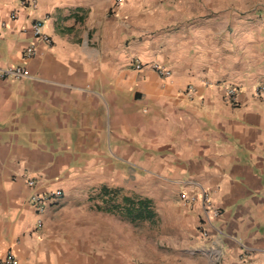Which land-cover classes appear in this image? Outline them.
I'll use <instances>...</instances> for the list:
<instances>
[{"label":"crops","instance_id":"0c3cea01","mask_svg":"<svg viewBox=\"0 0 264 264\" xmlns=\"http://www.w3.org/2000/svg\"><path fill=\"white\" fill-rule=\"evenodd\" d=\"M0 67V258L264 264V0H0Z\"/></svg>","mask_w":264,"mask_h":264},{"label":"built area","instance_id":"2783aa9c","mask_svg":"<svg viewBox=\"0 0 264 264\" xmlns=\"http://www.w3.org/2000/svg\"><path fill=\"white\" fill-rule=\"evenodd\" d=\"M123 0H114L115 4L117 6L121 5ZM31 32L32 35L34 36V38L38 41H41L43 43L49 44L50 43V37L49 35L45 32L44 30V25L42 22L40 21H35L32 26H31ZM26 55L28 58H32L36 55V52L34 50V48L31 46L27 49ZM155 69L158 71V73L167 78L170 76V72L163 69V68H159V67H155ZM16 78V79H20V78H25V77H29L28 72L21 67H16V68H1L0 67V82L8 79V78ZM256 93H260L262 91H264L263 87H258L255 89ZM235 92L230 89L227 91V98L228 100L232 101L235 100ZM30 185H32L33 183H29ZM60 192H56L53 194V196H59ZM32 200L35 202L40 203L41 201H44L45 198H40L38 196H33ZM181 200L184 202V206L186 205H190L194 202V199H190L187 198L185 196H182ZM201 205L203 210L205 211L206 214H210L211 217L210 218H218L219 212L217 209L213 208L209 198L206 195L202 196V200H201ZM41 210V209H40ZM0 264H19L18 259L16 258V256L11 252L8 251L2 258H0Z\"/></svg>","mask_w":264,"mask_h":264},{"label":"trees","instance_id":"16d2710c","mask_svg":"<svg viewBox=\"0 0 264 264\" xmlns=\"http://www.w3.org/2000/svg\"><path fill=\"white\" fill-rule=\"evenodd\" d=\"M96 198L100 200L97 211L119 215L132 224L148 221L153 215L146 200L124 196L117 190L102 188Z\"/></svg>","mask_w":264,"mask_h":264},{"label":"rangeland","instance_id":"374dc122","mask_svg":"<svg viewBox=\"0 0 264 264\" xmlns=\"http://www.w3.org/2000/svg\"><path fill=\"white\" fill-rule=\"evenodd\" d=\"M95 196H97V193L94 195V197ZM135 227H138L142 231V233H145V232L147 233V230L145 229L146 228L145 225H138V226H135ZM146 260L147 261H151L152 260V258H151L149 253H146Z\"/></svg>","mask_w":264,"mask_h":264}]
</instances>
